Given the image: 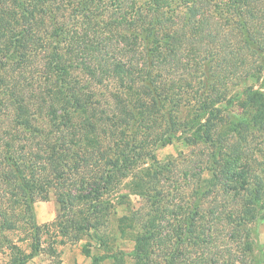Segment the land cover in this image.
Instances as JSON below:
<instances>
[{
	"label": "trees",
	"instance_id": "1",
	"mask_svg": "<svg viewBox=\"0 0 264 264\" xmlns=\"http://www.w3.org/2000/svg\"><path fill=\"white\" fill-rule=\"evenodd\" d=\"M37 51L45 53L40 66ZM11 57L20 61L17 75L8 66ZM259 59L261 65H250ZM32 65L45 78L37 86L19 76ZM262 74L264 0H0V157L5 161L0 249H11L9 264H28L42 250L41 233L50 225H35L33 204L36 192L52 184L41 174L61 180L81 167L92 169L95 173L76 179L75 189L63 196L68 207L92 202L91 210L101 213L97 207L116 176L129 173L124 166L130 163L129 153L149 145L180 106L195 107L189 112L193 140L226 143L230 136L238 138L232 152L220 154L219 174L211 179L219 176L224 192L236 196L254 183L249 192L253 207L241 205L236 226L264 220L258 215L264 178L242 162L246 151L240 143L252 128L264 130ZM110 84L116 88L111 105L95 93ZM145 192L140 194L147 198L149 190ZM161 213L147 214L142 223L137 217L133 257L138 263L148 264L155 248L171 240L161 234L167 228ZM192 214H187L184 230L189 236L196 232ZM32 223L36 233L27 239L36 238V243L28 253L11 244L6 232ZM56 224L65 238L67 226L61 220ZM201 234L194 236L200 240ZM230 235L237 241L232 230ZM207 238L211 244L212 235ZM246 238L239 245L243 255L253 247ZM176 256H167L164 264H189L183 255ZM220 261L215 254L190 264Z\"/></svg>",
	"mask_w": 264,
	"mask_h": 264
},
{
	"label": "rangeland",
	"instance_id": "2",
	"mask_svg": "<svg viewBox=\"0 0 264 264\" xmlns=\"http://www.w3.org/2000/svg\"><path fill=\"white\" fill-rule=\"evenodd\" d=\"M41 16L38 18L41 19ZM46 25L48 30V23ZM44 54L37 51V65H41ZM19 62L14 57L8 59V66L15 70V75L20 70ZM261 63L259 59L250 65ZM40 75L39 68L33 65L19 73V76H26L29 81H33L35 86L39 80L45 81ZM80 77L83 81L91 80L87 76ZM110 86L96 89V99L111 105V94L115 93L116 88L112 84ZM119 92L121 94L123 89ZM2 99L3 95L0 97V105ZM191 108H175L172 120L164 119L149 145L144 146L143 150L135 148L134 152L129 153L130 163L124 165L128 167L129 173L123 170V175L128 176L123 177L122 173L116 176L103 199L104 204L97 207L101 213L91 210L92 202L85 206L68 207L63 196L75 189L73 183L76 179L88 178L95 173L92 169L81 167L78 171L67 173L61 180L53 173L41 174L40 179L43 177L45 183L49 180L52 187L36 192L33 222L39 227L50 226L43 228L41 233V252L36 253L28 264H141L133 257L135 236L139 230L138 218L143 219L140 223L145 222L147 214L154 216L157 212L161 213V210L164 211L161 214L163 218L166 217L164 221L167 225L161 234H167L171 240L166 246L155 248L148 264H164V259L169 261L167 256L171 254L175 257L183 255L189 264L215 254L221 259L220 264H264V220L247 223L248 236L245 235V227L236 226L240 221L241 205L253 207L249 192L253 190L254 183L236 196L235 192H224V186L217 182L219 176L215 180L211 179L212 175L219 174L220 154L225 150L232 152V146H235L238 138L230 136L226 143L217 142L216 139L212 143L204 139L193 140L192 116L189 113L193 110ZM126 133L130 134V130ZM246 136V141L240 142L246 151L242 162H249L253 170L264 178V130L252 128ZM4 163L0 157V171ZM147 189L149 192L146 198L140 193H147ZM159 193L162 194L160 199L157 196ZM258 205L261 211L257 212L258 215H264V201H259ZM81 210L82 215L79 214ZM189 212L194 215L191 219L196 230L194 235L202 232L200 240L184 233ZM57 220H61L68 228L65 238L59 232ZM35 229L33 223L21 224L19 230L8 231L6 235L11 244L29 253L30 244L36 243V238H33L35 241L27 238H31V235L34 237ZM231 230L238 237L237 241L230 235ZM209 235H212L211 244H206ZM244 237L252 242L253 247L243 255L244 251L239 245L244 243ZM12 254L9 246L0 249V264H9ZM95 259L98 261L94 262ZM175 264H179L177 260Z\"/></svg>",
	"mask_w": 264,
	"mask_h": 264
}]
</instances>
